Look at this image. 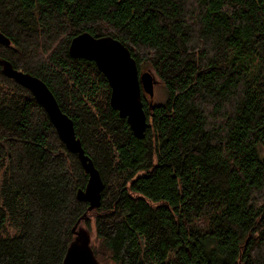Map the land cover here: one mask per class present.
<instances>
[{
  "label": "trees",
  "instance_id": "16d2710c",
  "mask_svg": "<svg viewBox=\"0 0 264 264\" xmlns=\"http://www.w3.org/2000/svg\"><path fill=\"white\" fill-rule=\"evenodd\" d=\"M0 31V58L48 86L102 176L79 223L100 263L264 264V0H0ZM83 32L120 40L165 88L142 95L144 138L70 56ZM88 179L0 65V264H63Z\"/></svg>",
  "mask_w": 264,
  "mask_h": 264
},
{
  "label": "water",
  "instance_id": "95a60500",
  "mask_svg": "<svg viewBox=\"0 0 264 264\" xmlns=\"http://www.w3.org/2000/svg\"><path fill=\"white\" fill-rule=\"evenodd\" d=\"M0 44L10 46L11 41L0 31ZM72 58L93 61L98 70L106 77L111 89L110 105L126 119L134 135L142 139L148 126V116L142 102V93L155 96L158 85L152 70L140 72L137 61L130 49L112 36H93L83 32L75 36L70 44ZM3 72L33 93L43 106L61 140L67 149L78 154L82 166L89 176L87 186L77 193L78 199L89 204L87 212L73 229L74 240L68 247L63 264H102L92 249V235L84 227H79L81 220L88 213L101 206L104 181L93 160L86 155L81 140L78 138L74 122L65 114L52 91L38 77L15 69L12 64L0 58ZM152 105V104H151Z\"/></svg>",
  "mask_w": 264,
  "mask_h": 264
},
{
  "label": "rangeland",
  "instance_id": "374dc122",
  "mask_svg": "<svg viewBox=\"0 0 264 264\" xmlns=\"http://www.w3.org/2000/svg\"><path fill=\"white\" fill-rule=\"evenodd\" d=\"M143 70H148L147 67H144ZM144 71V72H145ZM146 95V94H144ZM149 97V95H146ZM167 99V94H166V91H165V88L162 86V84H159L155 87V96L153 99H151L149 97V101L152 100V103L153 104H156V103H163L165 102ZM11 224V223H10ZM16 232L15 228L13 226L11 227H7L6 229H4V232H3V236H10V235H14Z\"/></svg>",
  "mask_w": 264,
  "mask_h": 264
},
{
  "label": "bare ground",
  "instance_id": "6f19581e",
  "mask_svg": "<svg viewBox=\"0 0 264 264\" xmlns=\"http://www.w3.org/2000/svg\"><path fill=\"white\" fill-rule=\"evenodd\" d=\"M73 40V39H72ZM72 42V41H71ZM93 62V61H92ZM145 94V93H144ZM142 95H143V93H142ZM147 95V94H146ZM150 97V96H149ZM151 98V97H150ZM151 99H153V98H151Z\"/></svg>",
  "mask_w": 264,
  "mask_h": 264
}]
</instances>
